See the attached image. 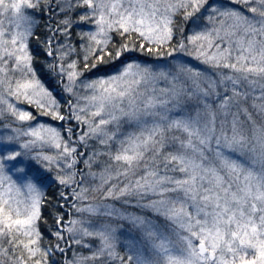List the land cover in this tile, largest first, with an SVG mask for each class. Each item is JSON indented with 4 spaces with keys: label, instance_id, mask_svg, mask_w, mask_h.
Masks as SVG:
<instances>
[{
    "label": "snow or ice",
    "instance_id": "snow-or-ice-1",
    "mask_svg": "<svg viewBox=\"0 0 264 264\" xmlns=\"http://www.w3.org/2000/svg\"><path fill=\"white\" fill-rule=\"evenodd\" d=\"M229 2L233 6L218 7L213 0H77L78 6L88 9L80 21L91 20L96 29L82 33L88 41L83 46L85 69L90 59L93 68L98 63L121 61L123 69L85 84L92 92L83 97L87 104L82 107L69 102L70 115L66 117L51 93L35 79L31 66L28 40L35 35V13L28 10L39 8L41 0H0V106H6L21 122L34 120L31 112L18 109L8 99L23 98L55 120L74 119L86 125L80 143L86 145L88 139L95 138L109 148L84 160L87 175L98 178L99 184L91 189L81 187L79 192L73 189L75 199H87L89 191L100 192L102 199L134 196L138 198L136 206L167 222L162 230L147 216L104 206L103 215L126 219L137 228L140 241H129L125 258L116 251V229L110 223L94 230L69 227V233L80 234V238L73 236L74 243L96 237L100 244L91 257H79L68 264L89 260H103V264H264V0ZM177 14L185 20L203 19L206 26L182 38L167 55L179 50L206 69L176 63L157 71L135 60L126 62L127 54L137 49L134 34L139 37L140 51L163 55L159 49L173 40V17ZM71 23L66 18L60 21L64 27L58 25L53 32L67 36ZM114 34L125 38L124 42L116 44ZM45 43L47 55L60 61L59 73L68 81L65 90L74 93L83 74L77 61L68 60L75 48L63 45L54 50L51 37ZM157 80L167 86L140 91L142 84ZM122 121L135 131L122 133L118 139ZM13 131L17 135L0 144V237L8 238L12 254L0 245V256H8L11 264H28V260L42 264L37 254L49 255V249L40 246L43 236L37 225L45 177L32 163L42 160L59 167L63 160L67 169H73L77 148L70 143V127L67 140L56 128L42 124ZM21 136L29 139L19 143L18 149L9 146ZM38 143L55 147L59 157L31 155ZM100 155L108 156L102 167L95 159ZM94 163L99 172L91 170ZM8 164L9 172L26 181L31 202L23 212L19 201L13 206L11 192L20 189L5 171ZM57 179L64 186L79 185L74 171ZM61 197L66 199L63 192ZM142 200L147 203H140ZM100 207L88 205L77 211L96 215L101 214ZM63 219L57 216L55 220L57 229L52 235L57 241L64 239ZM18 236L26 237L27 242ZM54 247L64 251L59 243ZM16 248L26 252L27 259L16 256Z\"/></svg>",
    "mask_w": 264,
    "mask_h": 264
},
{
    "label": "rangeland",
    "instance_id": "rangeland-1",
    "mask_svg": "<svg viewBox=\"0 0 264 264\" xmlns=\"http://www.w3.org/2000/svg\"><path fill=\"white\" fill-rule=\"evenodd\" d=\"M213 2L218 7H231L233 5L230 4L229 0H213ZM239 7V6H236ZM77 8V0H47V3H44L43 0H41L40 7L35 10H28L30 12H34L35 15L33 16L34 24L33 28L37 25L39 22L40 15L42 16V20L46 21V29L45 32H50L53 36L52 39V48L55 50L57 48H60L63 45H70L73 48H75V51L70 54L68 57V60H75L77 61V64L81 62L84 64V50L83 46L88 43L86 38H82V35L79 36V39L74 35L73 32H71V28L73 26H76V29H81L82 33L95 31V25L91 20L87 21H80V18L77 19V21L73 20V16L75 15ZM51 9V11L49 10ZM61 9H64L65 11H61ZM87 10H80V13L78 15H84ZM199 15V14H197ZM76 16V15H75ZM41 18V17H40ZM70 19L72 21L71 25L68 27V35L65 36L59 31H56L55 33L53 30L57 28L59 25L61 28L64 26L60 24V21L64 19ZM196 20V17H192L188 19V28L185 33V37L193 34V32L198 31L206 26V22L203 19L196 20V23L194 24L193 21ZM50 23L52 26V29L50 28ZM8 24V20L5 18V25ZM199 25V28L197 27ZM210 27V26H209ZM47 54V53H46ZM138 54V53H135ZM146 54V53H145ZM129 60L126 62H130L131 60H135V62L140 63L144 66H148L153 68L154 70H168L170 69L174 64L176 63H185L189 64L190 66H196L200 68L201 70H204L207 68L206 65L200 64L199 61L193 59L191 56L186 55L184 52H181L177 50L173 53L172 56H160V58H157L153 61H147V60H140L137 58V55H133V52L127 54ZM133 56V57H132ZM144 57V56H143ZM48 62L45 64L47 79H51L53 84H55V87L52 90H49L46 88L41 80L39 79L38 75L35 73V79H38L41 84L44 86V88L51 93L52 99H55L59 105V111L62 115H65L66 117L70 115V107L69 102H71L73 105L79 104L80 106H85L87 104V101L83 99V97L91 95L92 92L89 89H86L84 87L85 84L97 80V79H107L108 77L112 75L118 74L123 69V63L121 61H112V63H117V67L112 71L111 73H102L97 72L99 69H104L106 65H97L95 68L92 66H89L87 69H81L83 74L78 78L77 85L74 88V93H69L65 90V84H67V78L66 76H63L59 73V63L60 61L57 59V57L54 56H48L47 55ZM50 65H56L57 67L52 68ZM32 66V63H31ZM33 68V66H32ZM52 68L53 71L49 72V69ZM34 70V69H33ZM166 83L163 80H157L154 81L148 85H141L140 91H144L145 88L151 89L155 87L156 89L166 87ZM0 92H3V89H0ZM6 95V94H5ZM10 102L15 104V106L18 109L29 111L32 113V115L35 117L34 120L30 121H24L21 122L16 119V117L12 116L11 113L7 110L6 106H0V144L6 143V137L13 136L15 137L17 134L13 131V129H22L27 130L30 126L31 127H38L39 125H44L46 127H53L59 130L61 135L64 139H68V133L67 129L70 127L73 130L72 133V140L71 144L77 148V163L75 164L73 169H67L65 167V163L63 160H59V167L57 166V163H52L51 165L48 164L47 161H40L36 162L33 161L32 166L34 169H38L41 173H43L45 177L44 184L40 186L41 195L44 191V189L47 187L48 184L55 185L61 190H64V212H65V220L62 222L64 225V231L62 235L64 236L63 240L57 241L55 236L56 244L59 243L60 247L64 249L63 252H60L55 249V247L48 248L49 249V255L50 260L48 258L41 257L40 259L43 261L46 259L47 264H68V262L74 261L79 257H91L92 254L97 250L99 247V239L96 237H84L81 244H76L73 242V236L76 238H80V234L78 232L69 233L67 229L69 227H73L76 229H79L81 226L83 227H89L90 230H94L96 228H99L104 223H110L112 227L116 229L115 236H116V251L122 256L127 257L128 249L127 245L130 240L134 241H140V232L137 228H134L132 224L126 220V219H118L115 217H107L103 215L102 213L105 211L104 206H111L112 208H115L123 213H132L136 215H142L147 216L149 219L153 221V223H156L161 226L162 230H164L165 225L167 222L164 220L163 217L158 216L154 212H152L149 209L146 208H140L137 205L138 198L137 197H125L121 198L120 200H114V199H102V194L98 191H89L87 194V199L81 201L78 199H75L73 196V189H75L76 192H79L81 187H87V188H95L99 184V179L93 180L90 176L87 175L89 169L86 167L84 160L88 159L90 156H92L93 153H105L109 151V148L105 145H102L99 143V141L95 138L88 139L87 144L79 142V136L83 131L87 130L86 125H80L78 124L74 119H66V120H55L50 115H44L41 112V109H39L35 103L29 104L27 101L23 100L21 98L20 100H17L15 97H10ZM111 130L115 131V125L109 126ZM135 131L134 127H130L127 123L121 122L120 132L117 135V138H122V133L132 132ZM29 139V137L21 136L19 140H14L9 146L19 148V143L24 142L25 140ZM116 144L115 142L112 143V150H115ZM37 153H42L43 155H49L53 157H59V150H57L55 147L50 146L48 144L40 145L39 143L36 145L34 151L31 153V155L35 156ZM80 153H83L84 155H79ZM99 161L100 167L103 166L105 162H108V156L107 155H100L95 158ZM100 167H97V165L94 163L92 167L93 172H99ZM11 168V164H8L5 168V171L12 176V179L16 182V187L20 189V191L17 193L16 189L13 188L11 192V196L13 198V206H16V202L19 201V208L21 212L24 211L25 207L30 204V196L28 193L27 188L25 187L26 181L23 179L18 178V174L15 172H9V169ZM74 171L76 173V180L79 182V185L77 184H71L69 186L61 185L57 179L58 175H65L67 172ZM81 176H83V179H81ZM7 186V182H5V187ZM152 198V197H150ZM127 199L130 201V203H124V200ZM140 203H147V200L139 201ZM88 205H100V213L101 214H89L87 212H80L77 211L78 208H84ZM76 220V221H83V225L76 224L72 225L70 222ZM17 239L24 240L27 242V238L23 236H18ZM90 245V247H85L84 245ZM0 245H2L4 248L9 249L10 255L12 254V248L11 245L8 243L7 237H0ZM141 249H144V244H140ZM39 254V253H38ZM37 254V255H38ZM61 255L56 256L57 258H54V255ZM126 254V255H125ZM15 255L16 256H23L24 259H27V253L22 252L20 248L15 249ZM40 255V254H39ZM62 257V259L60 258ZM61 259V260H60ZM0 260L4 261V264H11V261H9L8 256H0ZM28 264H32V260H28ZM86 264H103V260H97L95 262L89 260L86 262ZM113 264H119V261H114Z\"/></svg>",
    "mask_w": 264,
    "mask_h": 264
},
{
    "label": "trees",
    "instance_id": "trees-1",
    "mask_svg": "<svg viewBox=\"0 0 264 264\" xmlns=\"http://www.w3.org/2000/svg\"><path fill=\"white\" fill-rule=\"evenodd\" d=\"M87 10L84 6H78L76 8L75 15L73 16V20L77 21L78 18H80V10ZM41 17V18H40ZM39 22L37 25L33 28L34 36L28 40V51L30 55L32 56V66L34 69V72L38 75L39 79L43 83V85L48 88L49 90H52L55 87V84H53L51 79H47V74L44 72L46 70L45 64L48 62L47 58V52H46V41L52 36V30L50 32H45V25L46 21L42 20V16L40 15ZM174 23H173V40L170 44L163 46L159 49V52H161L163 55L160 56H166L167 52L171 51L172 48L176 47L179 43V41L185 37V33L188 28V20H185L183 18L182 14H177L173 17ZM48 24V23H47ZM50 24V23H49ZM48 24V25H49ZM50 28L52 29V26L50 24ZM82 29V28H81ZM80 28L76 29V26H73L71 28V32L76 35V37L79 39V36L82 35L80 31H82ZM134 39L137 41V49L133 52V55H137L136 57L140 60H147V61H153L157 58H160V56H157L155 54L148 55L144 52L139 50L138 43H139V37L135 36ZM113 40L116 44L124 42L125 38L120 37L119 35H113ZM138 53V54H135ZM144 56V57H143ZM133 57V56H132ZM107 60V57L105 58ZM94 63L93 60L88 61V65L92 66ZM97 65H106L104 69H99L97 72L102 73H111L114 71V69L117 67V63H112V61H108L107 63H98ZM88 66V67H89ZM85 69L84 64L81 62L78 63V69ZM53 71L52 68L49 69V72ZM52 73V72H51ZM255 95H259V93H255ZM252 101L249 100L248 104L251 105ZM259 103V101H257ZM257 119H259L257 117ZM65 193L64 190H61V188L48 184L47 187L44 189L42 193V199H41V219L37 221V225L39 228V231L41 232L43 239L40 241V246L44 249L52 248L55 246L56 241L54 236L52 235L53 232L56 231L57 225L55 223V220L57 216H63V221L65 220V212H64V201L61 197V193ZM126 255V254H125ZM56 256L61 255H54V258H57ZM42 256L37 255L36 259H40ZM50 260V257H46ZM62 259V257H60ZM60 259V260H61Z\"/></svg>",
    "mask_w": 264,
    "mask_h": 264
}]
</instances>
